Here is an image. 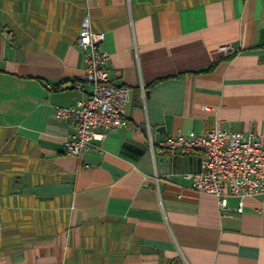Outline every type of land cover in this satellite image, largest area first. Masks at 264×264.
Instances as JSON below:
<instances>
[{
    "label": "crops",
    "instance_id": "crops-1",
    "mask_svg": "<svg viewBox=\"0 0 264 264\" xmlns=\"http://www.w3.org/2000/svg\"><path fill=\"white\" fill-rule=\"evenodd\" d=\"M85 19L131 97L76 157L54 108L91 94ZM215 120L264 134V0H0V264H264V195L222 209L159 146Z\"/></svg>",
    "mask_w": 264,
    "mask_h": 264
},
{
    "label": "built area",
    "instance_id": "built-area-1",
    "mask_svg": "<svg viewBox=\"0 0 264 264\" xmlns=\"http://www.w3.org/2000/svg\"><path fill=\"white\" fill-rule=\"evenodd\" d=\"M104 34L92 32L85 19L78 34L77 45L83 54L81 80L91 84L86 100L75 106L54 108L59 119L75 121V131L64 140V152L76 157L104 140L109 133L128 126L125 107L131 90L111 82L109 55L103 48ZM221 50H231L229 46ZM142 97L145 93L141 88ZM159 146L171 155L195 153L200 159V171L186 174L191 188L218 199L222 209L227 197L238 201L241 213L247 198L264 195V134L233 132L215 120L203 135L193 132L176 133L163 139Z\"/></svg>",
    "mask_w": 264,
    "mask_h": 264
}]
</instances>
